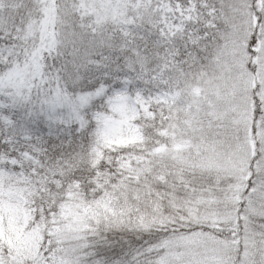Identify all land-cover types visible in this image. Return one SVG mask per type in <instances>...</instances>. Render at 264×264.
Masks as SVG:
<instances>
[{"label":"snow or ice","instance_id":"obj_1","mask_svg":"<svg viewBox=\"0 0 264 264\" xmlns=\"http://www.w3.org/2000/svg\"><path fill=\"white\" fill-rule=\"evenodd\" d=\"M0 264H264V0H0Z\"/></svg>","mask_w":264,"mask_h":264}]
</instances>
